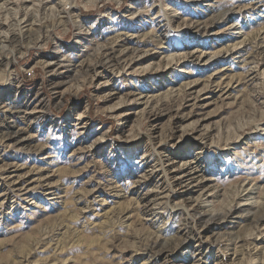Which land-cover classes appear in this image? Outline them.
<instances>
[{"label": "rangeland", "instance_id": "obj_1", "mask_svg": "<svg viewBox=\"0 0 264 264\" xmlns=\"http://www.w3.org/2000/svg\"><path fill=\"white\" fill-rule=\"evenodd\" d=\"M0 264H264V0H0Z\"/></svg>", "mask_w": 264, "mask_h": 264}, {"label": "built area", "instance_id": "obj_2", "mask_svg": "<svg viewBox=\"0 0 264 264\" xmlns=\"http://www.w3.org/2000/svg\"><path fill=\"white\" fill-rule=\"evenodd\" d=\"M26 75L28 76V77H33L34 76V70H28L27 72H26Z\"/></svg>", "mask_w": 264, "mask_h": 264}, {"label": "bare ground", "instance_id": "obj_3", "mask_svg": "<svg viewBox=\"0 0 264 264\" xmlns=\"http://www.w3.org/2000/svg\"><path fill=\"white\" fill-rule=\"evenodd\" d=\"M60 7V6H59ZM17 18V17H16ZM30 19V18H29ZM169 20V19H168ZM169 22V21H168ZM21 28V27H20ZM201 28V27H200ZM12 36V35H11ZM16 38V37H15ZM112 57V56H111ZM199 57V56H198ZM199 59V58H198ZM119 66V65H118ZM202 138V137H201ZM237 138V137H236ZM169 176V175H168ZM157 203V202H155ZM176 203V202H175ZM204 212V211H203Z\"/></svg>", "mask_w": 264, "mask_h": 264}]
</instances>
